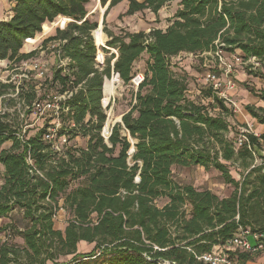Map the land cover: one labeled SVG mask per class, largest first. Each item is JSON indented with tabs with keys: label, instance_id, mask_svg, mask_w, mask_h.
<instances>
[{
	"label": "trees",
	"instance_id": "16d2710c",
	"mask_svg": "<svg viewBox=\"0 0 264 264\" xmlns=\"http://www.w3.org/2000/svg\"><path fill=\"white\" fill-rule=\"evenodd\" d=\"M127 1V15H132L157 14L175 0ZM8 2L11 16L0 21V62L36 57L37 50L21 53L25 41L58 17H64L62 23L71 20L40 48L53 47L56 57L47 86L56 95H72L58 114L56 138L64 137L59 151L43 139L51 118L32 136L22 126L32 105L50 94L39 99L34 86L23 85L15 97L4 98L22 100L26 111L23 121L7 109L0 115V220L9 218L0 226V264H203L198 258L239 229L264 235V136L245 133L246 141L237 146L240 134L228 122L233 112L210 88L204 91L212 104L189 100L186 76L172 64L180 54L221 49L243 62L254 58L260 67L248 75L264 83V0H179L164 31L115 36L104 30L106 47L116 50L117 58L111 65L112 54L103 67L96 63L92 37L97 25L86 16L89 0ZM144 55V80L105 141L104 80L113 73L130 85ZM64 60L66 66L58 67ZM250 93L264 103V91ZM14 94V86L0 83V99ZM244 109L264 125V109ZM76 138L85 139L84 147L69 145ZM174 167L214 171L232 191L220 198L179 184L172 177ZM158 200L165 202L158 207ZM59 209L69 216L63 230L54 227ZM234 258L235 264H253L252 254Z\"/></svg>",
	"mask_w": 264,
	"mask_h": 264
},
{
	"label": "rangeland",
	"instance_id": "374dc122",
	"mask_svg": "<svg viewBox=\"0 0 264 264\" xmlns=\"http://www.w3.org/2000/svg\"><path fill=\"white\" fill-rule=\"evenodd\" d=\"M4 1L5 0H0ZM8 1V0H7ZM110 1L108 0L105 4H102L100 0H89L88 4L85 6L87 11V18L90 23H96L97 28L94 30H100L102 32V45H96L94 36L92 33L94 44L97 48L96 53V63L99 67L104 66V61L106 58H110L113 54L115 57L117 56V51L114 49H109L106 47V43L109 41L107 34L104 30L111 32L115 36H123L126 33H139L144 32L148 33L153 29H159L164 31L168 26L169 22L172 19L173 15L178 9L179 0H175L169 4H166L161 8V10L157 14L151 13L149 10H143L137 12L132 15H127L128 9V1L127 0H115L113 6H110ZM138 3H141L143 0H134ZM11 5V4H10ZM9 5V6H10ZM5 9L0 11L1 19H8V12L10 9L5 6ZM62 18H56L52 23H46V33H44V29L42 27V31L35 39L26 42V45H23L22 51L23 54H27L29 52L37 50L38 55L34 58H37L42 65L46 67V71L44 72V76L39 79L35 77L34 73L27 75L25 78L18 76L16 73H10L8 71H1L2 76L7 77L10 83H19L23 84L26 88L29 86H34L37 98L40 99L41 96L49 95V97L56 95L55 89H50L49 85L45 80H49L52 76V71L56 64L55 54L51 51V47L41 50V42L54 35L55 30L61 27ZM71 20L67 19L64 21V27ZM44 26V25H43ZM49 30V31H48ZM40 38V39H39ZM32 42V43H30ZM102 49L109 50L108 53H104ZM101 53L102 58L98 60V53ZM147 56H142V58L135 64L134 71L135 73L143 74L145 69V61ZM223 59L226 60V63L229 64L231 71L229 73L223 72L221 68L218 67L216 59L213 55H190V54H180L178 57L173 58V70L177 73H180L186 76L188 83V91L186 96L189 100L197 103L207 105L209 104L208 98H205V89L208 87L205 86L204 76L207 72L213 71L219 78L220 82H222V87L219 89V93L221 95H225L227 99L235 103L238 108V111L234 114L233 118H228L229 125L231 127H235L238 132L241 131V126L238 121H242V117L239 113V105H238V94L237 91L239 87L245 88L248 91L254 90L251 85L248 83L240 84L234 79V75L242 70L248 74L251 72L252 74L256 73V69L253 70L245 65H240L234 62L231 59V55L228 53H224ZM114 61V60H113ZM112 61V62H113ZM111 62V65H112ZM18 73V72H17ZM8 74V75H7ZM113 73H111L108 79L104 80L105 82H110L114 78ZM24 80V81H21ZM227 82H230L231 85H234L232 90H228ZM10 84V85H11ZM242 85V86H241ZM104 87V85H103ZM255 91V90H254ZM136 90L131 87V85H123L122 82L118 78V82L114 83V93L111 97H109L108 105L105 107L103 105L104 95L101 100V106L106 114V121L103 126L110 128L118 123L121 117L130 109V105L133 102L134 95ZM103 94V89H102ZM216 96V95H215ZM217 97V96H216ZM211 98V97H210ZM209 98V99H210ZM218 98V97H217ZM8 100V99H7ZM5 101L4 99H0V110H6L9 114L18 115L20 121H23V116H25L26 108L23 107V101H19L17 99H13V101ZM11 100V99H10ZM212 100V99H210ZM213 101V100H212ZM110 105V106H109ZM225 105V104H224ZM229 106V105H228ZM227 107V106H226ZM229 108V107H227ZM211 114L217 113L216 110L210 111ZM237 116V118H235ZM49 120L48 116L43 118L36 116L34 113L31 115H27L22 124L23 129L26 130V134L28 136L34 135L38 130L42 129L46 122ZM62 138H59V143L61 144ZM85 139L76 138L72 140L69 145H75L77 147H84ZM10 144L7 143L5 147H8ZM172 177L173 180L178 182L179 184L192 186L196 190H209L214 194H218L217 196L224 197L229 196L232 189L229 186L222 184L219 174L214 171H205L200 167H189V168H179L174 167L172 169ZM234 178L237 179V176L233 175ZM2 181L1 171H0V183ZM165 200H158L156 205L158 207L162 206ZM62 206V202L59 203V207ZM69 216L66 211L63 209H59L54 217V227L57 230H63L66 222L68 221ZM9 222L8 219L0 220V226ZM18 242V240H16ZM264 243V241H263ZM85 246H80V249H84ZM264 257V248L260 252L256 254H252V259H260Z\"/></svg>",
	"mask_w": 264,
	"mask_h": 264
},
{
	"label": "built area",
	"instance_id": "2783aa9c",
	"mask_svg": "<svg viewBox=\"0 0 264 264\" xmlns=\"http://www.w3.org/2000/svg\"><path fill=\"white\" fill-rule=\"evenodd\" d=\"M64 28L61 26L59 29L62 30ZM53 48V47H51ZM204 55H213L216 59L218 67L221 68L223 72L229 73L231 68L229 64L226 63V60L223 59L224 52L221 49H218L214 54H204ZM231 59L234 60L235 63L240 65H250L251 69L255 70L260 67L259 63L254 59L250 58L249 60L243 62L237 55H231ZM67 60L60 61L58 67H65L67 64ZM10 73H16L18 76L25 78L27 75L34 73L36 78L41 79L44 76V72L46 71V67L42 65V63L37 58L28 59L26 61H22L19 64L14 63H7L5 66L0 67V83L2 84H11L8 80V76L4 77L1 74V71H8ZM18 72V73H17ZM8 75V74H7ZM227 76V74H226ZM144 77L141 73H136L135 76L132 78L130 85L135 90L139 87V85L143 82ZM24 81V80H21ZM204 83L205 86L212 90V93L216 95L220 100L223 101L225 106L229 107V109L235 114L238 111L237 106L235 103L230 101L225 97V95H221L219 93V89L222 87V82H220L219 78L215 74V72L210 71L207 72L204 76ZM228 90H232L234 85H231L230 82H227ZM14 86L15 94L11 96H5L1 99L6 97H15L16 94L19 92L20 88L23 86L21 82L19 83H12ZM72 95L71 92H66L62 95H54L48 97L44 101L40 103H34L32 105L33 113L40 118L48 116L49 119L51 118L52 121L49 123L50 127L47 129L46 134L44 135V141L52 143L55 150L59 151L60 143L59 138H56V131L60 127V123L58 121V114L60 112L61 103L66 99L70 98ZM210 104L213 103L212 100L208 99ZM229 105V106H228ZM5 110H0V115L3 114ZM245 133H250L249 130L241 128L239 132L240 136L237 141V146H240L242 141H246L245 137L242 136ZM110 136V130H108L107 126L102 128L101 137L106 141ZM64 142V137H61ZM61 142V143H62ZM28 163L31 162L28 160ZM3 235L0 234V243L3 241ZM264 235L259 234H252L248 230L239 229L237 233L232 237L231 240L227 241L224 245L215 247L211 253L205 254L198 258L203 264H235L234 255L237 253H248V254H256L263 250L264 248Z\"/></svg>",
	"mask_w": 264,
	"mask_h": 264
},
{
	"label": "crops",
	"instance_id": "0c3cea01",
	"mask_svg": "<svg viewBox=\"0 0 264 264\" xmlns=\"http://www.w3.org/2000/svg\"><path fill=\"white\" fill-rule=\"evenodd\" d=\"M10 3L5 0L4 1H0V11L5 9L4 7L7 6L10 10H11V6ZM11 16V12H8V17ZM6 19H1L0 21H4ZM44 29V33H46V29H49L46 27V25L43 26ZM49 31V30H48ZM38 36V34L36 35ZM35 36V38H36ZM34 38V39H35ZM40 39V38H39ZM34 42V41H32ZM30 42V43H32ZM23 53V52H21ZM7 61H2L0 62V67H3L7 64ZM234 79L240 83V84H244V83H248V85H251L252 88L256 91H264V83L263 80L258 77L257 75H248L246 74L243 70L241 72H238L234 75ZM242 86V85H241ZM238 94V107L239 109V113L242 117V121H238V123L242 126L245 125L247 127V129L249 130V132L251 134H253L254 136L258 137V136H264V125H260L257 124L256 121L251 118L248 113L245 111V107L246 106H253L255 108H261L264 109V103L256 96H254L252 93H250V91H248L245 88L239 87V90L237 91ZM237 118V116L235 117ZM260 143H263V141H261ZM264 154V153H261ZM0 171H1V177H2V172H3V168L0 166ZM2 184V181L0 183V185ZM218 195V194H217ZM226 197V196H224ZM82 246H85L83 244H81ZM80 247V245H79ZM253 264H264V257L260 258V259H253Z\"/></svg>",
	"mask_w": 264,
	"mask_h": 264
},
{
	"label": "bare ground",
	"instance_id": "6f19581e",
	"mask_svg": "<svg viewBox=\"0 0 264 264\" xmlns=\"http://www.w3.org/2000/svg\"><path fill=\"white\" fill-rule=\"evenodd\" d=\"M64 24V22H63ZM63 24H61V26H63ZM102 32L100 30H96L93 33L94 36V40L96 45H102ZM27 40L25 41V45H26ZM98 60H100L102 58L101 53H98ZM118 82V79L116 76H114L113 80L110 82H105L104 83V87H103V95H104V99H103V105L106 107L108 105V101H109V97H111L114 93V83ZM110 106V105H109Z\"/></svg>",
	"mask_w": 264,
	"mask_h": 264
},
{
	"label": "water",
	"instance_id": "95a60500",
	"mask_svg": "<svg viewBox=\"0 0 264 264\" xmlns=\"http://www.w3.org/2000/svg\"><path fill=\"white\" fill-rule=\"evenodd\" d=\"M93 33V32H92ZM116 58H117V56L115 57V59H114V61L112 62V65H113V63L116 61ZM116 77H117V79H118V76L116 75ZM104 85V84H103ZM122 118V117H121ZM118 123H121V119H120V121L118 122ZM114 126V125H113ZM112 126V127H113ZM133 152V149L130 151V153H132Z\"/></svg>",
	"mask_w": 264,
	"mask_h": 264
}]
</instances>
